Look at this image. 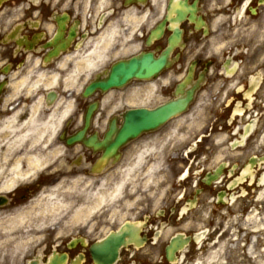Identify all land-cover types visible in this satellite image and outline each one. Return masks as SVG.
Instances as JSON below:
<instances>
[{
  "label": "flooded vegetation",
  "instance_id": "flooded-vegetation-1",
  "mask_svg": "<svg viewBox=\"0 0 264 264\" xmlns=\"http://www.w3.org/2000/svg\"><path fill=\"white\" fill-rule=\"evenodd\" d=\"M263 13L264 0H0V125H29L33 114V125H60L56 137L27 139L18 149L45 141L37 156L15 155L0 170V226L30 221L67 180L138 176L143 190L151 174L153 185L170 183L167 207L137 211L141 217L130 221L142 230L119 249L118 264L162 254L167 261L172 237L201 234L174 231L165 239L171 221L197 217L199 209L202 216L211 199L223 205L241 182L264 174V161L250 163L257 155L229 160H239L236 149L256 140L264 123V67L251 71V58L230 36L242 17ZM132 60L164 66L103 87L115 64ZM173 101H186L178 114L116 145L125 125H145V111ZM17 162L22 175L14 176ZM24 232H0V264H97L92 248L107 237Z\"/></svg>",
  "mask_w": 264,
  "mask_h": 264
},
{
  "label": "rangeland",
  "instance_id": "rangeland-1",
  "mask_svg": "<svg viewBox=\"0 0 264 264\" xmlns=\"http://www.w3.org/2000/svg\"><path fill=\"white\" fill-rule=\"evenodd\" d=\"M244 19L248 22L245 23ZM230 37L235 40L239 39L241 53L251 58L249 62L251 71L264 67V13L261 17L252 20L242 17L234 29V37ZM232 44L233 41L220 43V48L225 46L227 49ZM250 117L257 118V115ZM40 126L42 128L38 135L32 134L14 146L5 144L8 140L14 139L12 134L7 132L0 135V154L5 156L0 159V170H9L16 161L12 158L15 155L29 153L37 156L36 149L41 147L45 141L30 142L31 151H18L20 147L28 145L27 139H48L55 136L51 130H45L44 125ZM17 130L16 137L20 136L21 132L26 133L21 131L19 126ZM257 133L259 134L256 140L250 141L245 147L236 149L241 154L239 160L235 158L236 156L230 157L229 160L243 164L251 155L264 154V123L262 124V121L258 123L255 130V135ZM220 137H225V135ZM258 168L264 173V163L258 164ZM263 175L256 178L255 184H251L254 179L241 182L239 187L232 192L231 198L223 205L214 207L215 202L211 199L208 203L209 207L203 210L202 216H200L201 210L199 209L197 217L190 215L177 220L176 223L170 222L166 229L168 231L165 239L170 238L174 231L187 233L191 230L203 231L201 238L196 242H191L178 261L168 263L162 254L160 257L149 259L144 257L141 262L146 264H264ZM126 187L130 188L128 195ZM140 187L138 176L80 177L67 180L63 192L51 193L46 203L38 207V215L27 216L28 220L34 222L26 221L24 218L25 223L0 226V232H24L26 230L28 233H85L95 238L103 237L110 231L116 230L124 221L136 216V219H139L141 216L137 211H141L143 207L146 212L153 210L157 212L167 207L166 199L170 197V183L162 181L160 186L153 185L150 174L142 185V189L148 192H144ZM117 188H120V192L111 195V192ZM148 203L152 204L149 208ZM165 243L162 240L160 245L164 247Z\"/></svg>",
  "mask_w": 264,
  "mask_h": 264
},
{
  "label": "water",
  "instance_id": "water-1",
  "mask_svg": "<svg viewBox=\"0 0 264 264\" xmlns=\"http://www.w3.org/2000/svg\"><path fill=\"white\" fill-rule=\"evenodd\" d=\"M149 58L151 60V56ZM163 66L164 60L157 61L152 65L147 62L142 64L137 60H132L128 63H118L112 67L106 87L119 86L135 77H150L162 69ZM186 101H173L152 112L145 111L146 124L125 125L117 134L116 145L121 144L127 138L137 135L143 129L148 130L160 126V124L180 112ZM138 233L139 230H135L134 224H124L118 231L110 233L106 240L92 248L94 260L98 264H113L118 258L120 247L133 242ZM186 243H188V239L180 235L175 237L167 247L168 259L172 261L174 259V251L182 248Z\"/></svg>",
  "mask_w": 264,
  "mask_h": 264
},
{
  "label": "bare ground",
  "instance_id": "bare-ground-1",
  "mask_svg": "<svg viewBox=\"0 0 264 264\" xmlns=\"http://www.w3.org/2000/svg\"><path fill=\"white\" fill-rule=\"evenodd\" d=\"M30 121H35V118H34V114L32 116V118L30 119ZM17 126L20 127V130L21 131H24L26 133H20V136L16 137V134H17ZM59 127V125H44L43 128L45 130H51L52 133L54 134L57 130V128ZM42 128V127H41ZM10 133L12 134L13 136V140L12 141H7L5 144L6 145H10V146H14V145H17L19 144L20 142L24 141L26 139V137L32 135V134H39L40 133V127L38 125H10L9 122H7V125H0V135H2L3 133ZM22 134V135H21ZM33 137H38V136H33ZM1 138V137H0ZM32 161H30V163L35 167V166H38L39 164L37 163V161L35 159H31ZM14 170V173L15 174L14 176H19V175H22L20 173V169H21V166L19 164V162H17L13 168ZM120 192V188H117V190H115L114 192H111V195H113L114 193H119ZM103 196L101 197V199L103 200Z\"/></svg>",
  "mask_w": 264,
  "mask_h": 264
}]
</instances>
